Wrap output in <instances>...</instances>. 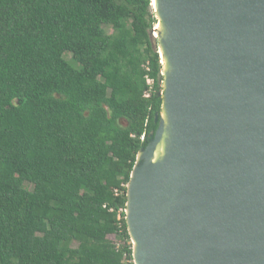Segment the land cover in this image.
<instances>
[{
	"label": "trees",
	"instance_id": "trees-1",
	"mask_svg": "<svg viewBox=\"0 0 264 264\" xmlns=\"http://www.w3.org/2000/svg\"><path fill=\"white\" fill-rule=\"evenodd\" d=\"M152 1L0 0V264H134L127 185L164 90Z\"/></svg>",
	"mask_w": 264,
	"mask_h": 264
},
{
	"label": "water",
	"instance_id": "water-1",
	"mask_svg": "<svg viewBox=\"0 0 264 264\" xmlns=\"http://www.w3.org/2000/svg\"><path fill=\"white\" fill-rule=\"evenodd\" d=\"M159 2L173 68L127 185L134 264H264V0Z\"/></svg>",
	"mask_w": 264,
	"mask_h": 264
},
{
	"label": "bare ground",
	"instance_id": "bare-ground-1",
	"mask_svg": "<svg viewBox=\"0 0 264 264\" xmlns=\"http://www.w3.org/2000/svg\"><path fill=\"white\" fill-rule=\"evenodd\" d=\"M152 7H154V11L156 15L159 17L158 22H159V38L161 37L162 43L160 47V53H161V61L163 64V72L169 75L172 71V63L169 59V54L168 51L165 47V41L169 38V32L167 30V27L165 25V22L163 21L162 14L160 12V2L159 0H153L152 1ZM157 22V24H158ZM156 24V26H157ZM157 29V28H156ZM163 120L165 122V132L163 134L162 140L159 142L155 154L152 158V163H163L169 153V150L171 149L172 143H173V125H172V120L170 117V113L168 111L167 105L165 103L164 109H163ZM142 157V155L140 156ZM128 213V210H127ZM134 237V238H132ZM133 239V240H132ZM131 241L132 244L135 248H133V252L135 251L138 253L139 251V239L135 234L131 236Z\"/></svg>",
	"mask_w": 264,
	"mask_h": 264
},
{
	"label": "rangeland",
	"instance_id": "rangeland-1",
	"mask_svg": "<svg viewBox=\"0 0 264 264\" xmlns=\"http://www.w3.org/2000/svg\"><path fill=\"white\" fill-rule=\"evenodd\" d=\"M154 8V7H153ZM155 9V8H154ZM105 28H106V30L108 31V33H112V28L110 27V26H105ZM156 35H158V36H161L160 34H159V22H158V24H157V26H156ZM155 35V34H154ZM159 51H160V47H159ZM161 54V53H160ZM67 59L68 60H70V61H72V58H71V56L70 55H68L67 56ZM134 262V261H133ZM124 264H132V262L131 261H126Z\"/></svg>",
	"mask_w": 264,
	"mask_h": 264
},
{
	"label": "built area",
	"instance_id": "built-area-1",
	"mask_svg": "<svg viewBox=\"0 0 264 264\" xmlns=\"http://www.w3.org/2000/svg\"><path fill=\"white\" fill-rule=\"evenodd\" d=\"M148 82L151 84L152 83V80L148 78Z\"/></svg>",
	"mask_w": 264,
	"mask_h": 264
}]
</instances>
